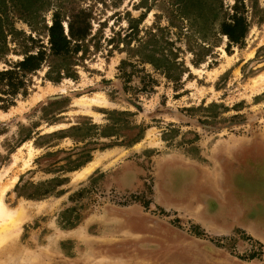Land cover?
I'll list each match as a JSON object with an SVG mask.
<instances>
[{"label":"rangeland","instance_id":"374dc122","mask_svg":"<svg viewBox=\"0 0 264 264\" xmlns=\"http://www.w3.org/2000/svg\"><path fill=\"white\" fill-rule=\"evenodd\" d=\"M179 1L0 0L7 47L0 69L21 57L25 36L47 45L41 24L57 7L63 17L88 12L99 41L97 49L95 38L86 42L75 78L52 83L42 78L43 66L29 75L26 96L0 109V264H264V0H243L248 30L240 47L226 51L224 36L209 35L211 50L196 66L185 35L199 43L197 30L210 31L209 6L221 1V11L230 12L233 0ZM148 31L171 41L188 70L176 89L138 56L106 49L112 33L131 32L136 40ZM94 97L88 108L78 104ZM211 102L217 106L206 108ZM109 109L131 112L128 120L144 126L142 137L92 149L76 169L52 168L75 162L82 142H19L28 129H65L79 116L105 123ZM19 176V184L67 179L56 187L59 195L26 199L13 190ZM251 252L260 253L247 259Z\"/></svg>","mask_w":264,"mask_h":264},{"label":"trees","instance_id":"16d2710c","mask_svg":"<svg viewBox=\"0 0 264 264\" xmlns=\"http://www.w3.org/2000/svg\"><path fill=\"white\" fill-rule=\"evenodd\" d=\"M176 1V0H174ZM185 0H180L179 2ZM221 1L219 5L213 4L209 6L211 16H207L205 21L209 22L208 32H203L198 29L199 43L193 44L190 40L191 34L185 35L184 45L190 52V62L196 66L204 60V56L209 54L211 42H208V36H224L225 44L224 49L227 51L231 46L240 47L243 44V39L248 30V22L245 16V6L243 0H233L228 10L221 11ZM61 8L57 7L53 10L50 16V23L41 24V32L46 37L47 45H43L38 37L25 36L28 44H23L18 54L20 58L15 61L7 63V67L0 69V109H7L15 103L16 97H24L27 94V88L30 82L29 75L45 66L42 78L52 83L58 82L61 78H75L76 73L73 66L76 61L80 60L86 50V42L96 39V33H90V18L88 12L84 9L71 10L68 16H60ZM184 18V16H180ZM140 17L135 22L140 21ZM64 20L65 25H63ZM130 21V20H129ZM169 23H172L168 19ZM130 28L132 26H129ZM208 33V34H207ZM131 40L136 41L131 44ZM105 42L109 45L106 49H118L123 51L127 57L136 55L141 63H149L155 70L159 71L163 77L174 83L173 88L176 89L180 85V78L183 72L188 70L183 64L177 60L174 51L170 50L169 46L171 41L166 38L158 37L153 32L148 31V36L144 39H136L132 33H124L120 37L116 32L105 38ZM120 42V46L118 44ZM195 45V46H194ZM94 49L99 46V41L92 44ZM79 53V54H78ZM7 54V47L4 45L3 37H0V60H5ZM126 60L122 59L119 62L118 69H123ZM180 87V86H179ZM57 100H53L47 106L54 105ZM47 106H42L45 110ZM214 102L209 103L206 108L210 109L216 107ZM45 113V111H44ZM105 114V123L98 124L91 120L88 116H79L80 121L75 124L69 125L65 129H58L48 133L39 134V131L28 129L19 142L31 140L34 147H49L52 138L59 140L67 137L72 140L74 144L82 142L79 157L77 160H67L66 166H54L61 168L64 171H70L83 165L90 158V150L92 149H105L114 145L129 146L138 140L143 135L144 126L140 124L131 123L128 116L131 112L127 110L109 109L103 110ZM51 124V122H47ZM126 131V132H124ZM124 132V133H123ZM166 132L162 135L165 136ZM103 137L106 141L92 140L93 137ZM76 147V146H74ZM54 152V151H53ZM50 154L52 152H45ZM35 161V160H34ZM72 163V164H71ZM48 172L51 170H47ZM46 171V172H47ZM22 176L18 177L17 183L14 185L13 190L16 196L26 199H40L49 194L59 195L62 193L61 189H56L57 186L66 182V177H51L45 181L31 182L26 181L19 184ZM177 221V219H175ZM195 236L200 233L193 231ZM260 245V243H259ZM260 252H251L246 258L252 259L257 257ZM241 258V257H240Z\"/></svg>","mask_w":264,"mask_h":264},{"label":"bare ground","instance_id":"6f19581e","mask_svg":"<svg viewBox=\"0 0 264 264\" xmlns=\"http://www.w3.org/2000/svg\"><path fill=\"white\" fill-rule=\"evenodd\" d=\"M96 100H99V98H98V97L90 98V99H88V100L81 101V102L78 103V104H80V105H81L82 107H84V108H85V107L88 108L89 105H90V104H93L94 101H96ZM91 165H94V164L91 163ZM90 168H92V166H88V167H86V169H90ZM3 192H4V190H3ZM3 192H2V193H3ZM0 203H1V201H0ZM3 211H4V207H3V206H0V213H3ZM11 216H12L11 213H7L5 219H2V223L5 222L6 220L10 219ZM10 223H12V222H10ZM3 227L6 228V226H5L4 224H2V225H1V228H0V231H2V230L4 231V228H3ZM13 229H14V228H13ZM15 229H16V228H15ZM15 229H14V231H15ZM10 231H11V230H10ZM10 231H7V232H9V235H10V236H8V238L11 237V235H12L11 233L13 232V231H12V232L10 233ZM4 233H5V232H4ZM7 234H8V233H6V235H7Z\"/></svg>","mask_w":264,"mask_h":264},{"label":"crops","instance_id":"0c3cea01","mask_svg":"<svg viewBox=\"0 0 264 264\" xmlns=\"http://www.w3.org/2000/svg\"><path fill=\"white\" fill-rule=\"evenodd\" d=\"M242 153V155L244 154L245 156H248L249 154H250V152L249 151H242L241 152ZM253 157V156H252ZM255 157V156H254ZM257 158H260V157H257ZM261 158H263L264 159V156L263 157H261Z\"/></svg>","mask_w":264,"mask_h":264}]
</instances>
